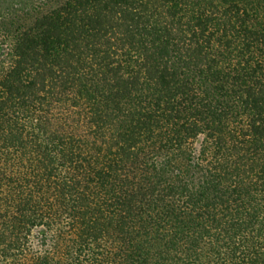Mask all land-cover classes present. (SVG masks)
I'll use <instances>...</instances> for the list:
<instances>
[{
  "label": "trees",
  "instance_id": "1",
  "mask_svg": "<svg viewBox=\"0 0 264 264\" xmlns=\"http://www.w3.org/2000/svg\"><path fill=\"white\" fill-rule=\"evenodd\" d=\"M0 264H264V0H0Z\"/></svg>",
  "mask_w": 264,
  "mask_h": 264
}]
</instances>
